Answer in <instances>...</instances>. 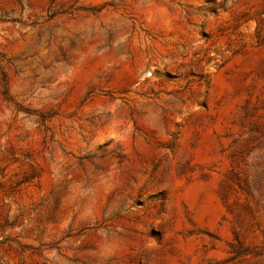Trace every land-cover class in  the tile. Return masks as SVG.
Wrapping results in <instances>:
<instances>
[{
  "label": "rangeland",
  "instance_id": "1",
  "mask_svg": "<svg viewBox=\"0 0 264 264\" xmlns=\"http://www.w3.org/2000/svg\"><path fill=\"white\" fill-rule=\"evenodd\" d=\"M0 264H264V0H0Z\"/></svg>",
  "mask_w": 264,
  "mask_h": 264
}]
</instances>
